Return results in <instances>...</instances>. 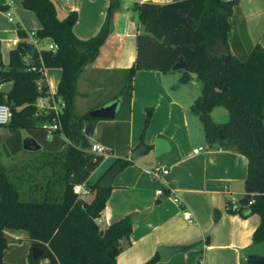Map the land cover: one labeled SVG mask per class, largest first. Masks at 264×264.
<instances>
[{"label":"trees","instance_id":"1","mask_svg":"<svg viewBox=\"0 0 264 264\" xmlns=\"http://www.w3.org/2000/svg\"><path fill=\"white\" fill-rule=\"evenodd\" d=\"M21 3L42 25L35 38L50 39L57 49L41 50L30 57L22 47L30 43L28 33L19 29L21 42L11 52L8 67L3 65L0 52V104L7 105L12 113L10 123L4 126L9 136L3 151L8 156L24 152L33 157L21 167L8 168L0 152V264H4L8 248L7 229L26 231L29 264H41L44 259L50 264H117L122 252L120 240L129 238L136 216L128 215L105 230L97 225L111 188L88 184L104 156L90 151L84 128L92 119L88 114L75 113V99L78 79L106 44L122 3L111 0L104 25L89 40H80L73 33L77 20L74 13L59 19L53 0ZM236 5L234 0L134 4L145 34L138 38L137 57L121 97L122 103L129 106L132 78L137 71L168 74L180 60L186 63L189 72L183 74L181 82L188 84L195 74L203 85L191 110L203 123L207 144L248 160L245 190L246 198L254 200L249 205L250 213L261 219L253 236L254 244H258L264 242V46L257 44L244 59L231 55V18ZM33 67L37 70L32 71ZM42 67L62 70L54 95L64 105L59 117L51 108L38 105L50 96L39 72ZM6 84H12L7 92L2 89ZM216 107L229 112L227 122L213 121L211 112ZM55 124L60 127L49 130ZM23 132L28 136L24 137ZM25 140H35L41 149L24 150ZM129 163L117 159L111 169H123ZM77 184L87 186L90 202L74 193ZM229 211L234 212L230 205ZM34 247L42 251L37 259L32 258ZM159 259L156 255L144 264H156Z\"/></svg>","mask_w":264,"mask_h":264},{"label":"crops","instance_id":"2","mask_svg":"<svg viewBox=\"0 0 264 264\" xmlns=\"http://www.w3.org/2000/svg\"><path fill=\"white\" fill-rule=\"evenodd\" d=\"M53 1L60 20L72 13L76 15L73 33L80 40H89L100 32L111 2ZM119 1L122 6L115 16L113 31L96 60L80 75L75 99L78 116L89 115L114 101L120 102L115 119L90 121L93 136L87 137L90 145L100 144L109 151L90 175L89 185L100 184L117 159L130 162L123 169L118 167L120 171L110 187V197L96 221L105 230L128 215L136 216L129 238L120 240L122 252L117 264H144L156 255L160 257L156 264H246L249 254L264 256V242H253L260 216L250 213L249 204H240L246 198L248 160L241 154L209 147L203 123L191 110L199 95L185 91L186 85L177 75L180 72L183 76L185 72L137 71L132 78L130 105L122 103L128 71L137 57L138 38L145 34L133 6L136 3L165 5L173 0ZM236 2L229 48L231 55L244 59L257 44L264 46V0ZM0 6L5 8L0 9V52L3 65L8 67L11 52L21 42L18 30L26 31L29 44H33L30 33L42 25L33 12L22 6L21 0H0ZM50 44L52 41L45 39L33 45L39 53L48 50ZM61 76V69L46 68L43 82L50 96L41 99L39 107H48L49 98L57 93ZM6 85L9 89L12 86ZM6 85L2 86L3 90ZM219 108L222 107L211 112L213 121L227 122L229 112L216 111ZM157 139L170 144L169 151L159 156L155 151ZM140 146L146 151L132 160L131 154ZM196 149L198 153L194 152ZM158 167L169 170L168 174L153 177L151 172ZM158 190H163L164 195L158 196ZM174 196L180 199V204L172 200ZM83 199L90 202L92 196ZM229 205L234 212L229 211ZM185 211L192 214V223L184 218ZM8 231L12 238H7L4 264L29 263L30 244L24 241L27 233ZM8 231L5 230V236ZM161 248L178 250L164 258ZM41 264L50 262L44 259Z\"/></svg>","mask_w":264,"mask_h":264},{"label":"water","instance_id":"3","mask_svg":"<svg viewBox=\"0 0 264 264\" xmlns=\"http://www.w3.org/2000/svg\"><path fill=\"white\" fill-rule=\"evenodd\" d=\"M22 47L26 50V52L31 56L34 57L36 55V47L33 44H23ZM231 56H228V59H230ZM173 72L176 71H183L185 73H188V67L186 63L183 60H180L177 62L173 68ZM120 102L114 101L113 103L103 106L101 108L95 109L89 113V116L91 119H108L112 120L115 119L117 110L119 107ZM84 134L86 137H92L93 136V123H88L84 128ZM41 149V146L38 145V143L35 140L31 141H24V150L27 151H39ZM170 149L169 142L165 141L164 139H157L155 143V151L156 155L159 156ZM146 151V148L144 146L138 147L132 154L131 159L137 160L139 156ZM120 169L118 167H114L111 169L106 176L102 179L100 182V186L103 188H110L112 186L114 177L119 173ZM241 205L247 206L249 204V200L247 198H243L240 201ZM174 250H178L177 248L174 249H163L161 248L160 251L162 252L164 258H167L169 254L174 252ZM42 255V251L36 247L32 249V258L37 259ZM246 264H264V256L257 255V254H249L246 257Z\"/></svg>","mask_w":264,"mask_h":264},{"label":"built area","instance_id":"4","mask_svg":"<svg viewBox=\"0 0 264 264\" xmlns=\"http://www.w3.org/2000/svg\"><path fill=\"white\" fill-rule=\"evenodd\" d=\"M226 1H229V0H226ZM234 1H238V0H234ZM10 17V15H9ZM30 37L32 38V41H33V44L35 46L38 45V40L35 38V33L32 32L30 33ZM57 49V46L55 44H50L49 47H48V50L50 51H53L55 52ZM32 71H36L37 69L35 67L31 68ZM46 68L45 67H42L39 69V72L41 73L42 75V82H43V75H44V72H45ZM51 103L48 105V108H51L55 113L56 115L59 117L64 105L62 103V101L60 100H56L55 98L51 97L49 98ZM40 108H44V106H40ZM11 118H12V113H11V110L10 108L5 105V104H0V127H4V126H7L10 121H11ZM60 126H58L57 124L55 125H51L49 127V130H57ZM90 151L93 152L94 154H97V155H101V156H104V157H107L108 154H109V151L108 149H106L105 147H103L102 145L100 144H92L91 145V148H90ZM195 153H198L199 150L196 149L194 151ZM169 170L167 169H163V168H155L151 174L153 175V177H158L160 176L161 174H168ZM73 191L74 193L78 196V198H85L87 196L90 195V192H89V189L87 188V186L85 184H77L74 186L73 188ZM157 195H164V191L163 190H158L157 191ZM172 200L177 203V204H180V199L177 197V196H174L172 197ZM254 203V200L252 201H249V205L253 204ZM184 218L189 221L190 223L193 222V217H192V214L188 211H185L184 212Z\"/></svg>","mask_w":264,"mask_h":264},{"label":"rangeland","instance_id":"5","mask_svg":"<svg viewBox=\"0 0 264 264\" xmlns=\"http://www.w3.org/2000/svg\"><path fill=\"white\" fill-rule=\"evenodd\" d=\"M177 75L179 78L182 77V73L180 74V72H178ZM185 85H186L185 91H187L188 93L196 94V96H198L200 94V92L202 91V88H203L201 81L197 78V76L195 74H193V79L188 84H185ZM9 87H10L9 85H6L4 87V90L7 91L9 89ZM216 111H223V113H225V114L227 113L226 109L223 107L219 108V110H216ZM0 135H1L0 152L2 155V157H1L2 163L4 166H6L8 168L21 167L24 165V163L26 161L33 158V157H30L31 155L25 154L24 152H21L20 154L13 155V156L6 155L3 151V143L6 141L7 137L9 136V133H8V130L6 128H4L3 126H2V129H0ZM23 136L27 137L28 135L26 132H23ZM38 174H41V173L38 172ZM8 230H10V229H7V231ZM10 231H15V230H10ZM20 231L24 232V230H20ZM10 233L11 232H9V231L6 233V235H7L6 238H8L9 240L12 238ZM25 233H26V231H25ZM19 235H22V236L25 235L26 236V234H23V233H21ZM22 239L20 240V242H23ZM24 241L27 242V240H24ZM29 250H30V248H29ZM28 253H29V251H28ZM27 256H28V254H27ZM27 264H29V263H27Z\"/></svg>","mask_w":264,"mask_h":264}]
</instances>
